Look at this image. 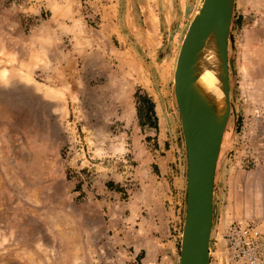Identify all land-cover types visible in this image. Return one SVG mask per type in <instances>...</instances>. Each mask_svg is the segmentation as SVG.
Listing matches in <instances>:
<instances>
[{
  "label": "rangeland",
  "instance_id": "374dc122",
  "mask_svg": "<svg viewBox=\"0 0 264 264\" xmlns=\"http://www.w3.org/2000/svg\"><path fill=\"white\" fill-rule=\"evenodd\" d=\"M202 2L0 0V264H44L31 244L46 230L98 242L107 264L141 262L144 253L123 242L134 196L142 206L161 197L166 225L177 221L181 233L187 159L174 71ZM245 11L236 0L213 256L222 263L230 226L249 222L264 264V77L245 80ZM141 95L154 103L148 116ZM153 228L162 245L165 227Z\"/></svg>",
  "mask_w": 264,
  "mask_h": 264
},
{
  "label": "water",
  "instance_id": "95a60500",
  "mask_svg": "<svg viewBox=\"0 0 264 264\" xmlns=\"http://www.w3.org/2000/svg\"><path fill=\"white\" fill-rule=\"evenodd\" d=\"M236 0H203L189 23L177 56L174 94L181 116L186 145V207L180 236L178 264H212L211 241L214 229L215 178L230 114L233 15ZM215 31L222 55V91L226 111L216 122L209 107L192 91L195 56L211 30Z\"/></svg>",
  "mask_w": 264,
  "mask_h": 264
},
{
  "label": "crops",
  "instance_id": "0c3cea01",
  "mask_svg": "<svg viewBox=\"0 0 264 264\" xmlns=\"http://www.w3.org/2000/svg\"><path fill=\"white\" fill-rule=\"evenodd\" d=\"M245 9L246 11L243 16L245 21L243 37V45L245 47L244 68L248 70L247 74H245V80H251V84L259 85L262 84L260 79L264 77V8L257 0H245ZM258 14H260L259 16L263 15V17H260L258 20L259 23L257 22L253 25L252 20L255 18L257 19ZM142 199L138 196H134L130 201L126 202L128 210L125 214L127 216L125 220L129 221L130 224L124 225V229L130 236H125L126 239L123 240V242L127 241L128 244L133 245L135 254H138V251L144 253L141 262H137V264H178L181 233L180 230L178 231L177 221L174 220L172 222V226L174 227L173 230L166 225V209L164 208L161 197H152L149 201L143 202V206L147 208L148 214V218L145 217L139 209L143 208L141 203ZM139 219L141 221L140 223L138 222ZM145 224L148 225L147 228H145ZM159 225L165 227L163 231L168 235L166 237V242L162 243V245L159 244L160 237L157 236L156 229H152L153 226ZM214 229L210 250L211 261L213 264H222L220 260H217L219 257H217L215 261L213 256L215 254L213 252ZM152 230L155 233H153ZM71 238H73V240ZM80 238L82 240H80ZM35 239L36 240L32 242L31 245L35 247L37 253L43 255L42 258L46 257L43 260L44 264H49V262H53L55 259H57V262L60 264H75V254L84 255L79 264H107V261L104 260L102 256L103 246L98 244V242L95 243V246H92V241L89 239L87 240L85 236L78 237L75 231L55 233L54 231L46 230L41 236L36 234ZM96 253L99 255L100 261L94 262V255H96ZM134 253H132V255H134ZM65 254H71V256H67L66 259ZM130 258L129 256L127 260H130ZM123 263L130 264L127 261Z\"/></svg>",
  "mask_w": 264,
  "mask_h": 264
},
{
  "label": "bare ground",
  "instance_id": "6f19581e",
  "mask_svg": "<svg viewBox=\"0 0 264 264\" xmlns=\"http://www.w3.org/2000/svg\"><path fill=\"white\" fill-rule=\"evenodd\" d=\"M222 66V55L213 29L195 56L192 91L209 107L216 122L223 119L227 107L222 91Z\"/></svg>",
  "mask_w": 264,
  "mask_h": 264
},
{
  "label": "built area",
  "instance_id": "2783aa9c",
  "mask_svg": "<svg viewBox=\"0 0 264 264\" xmlns=\"http://www.w3.org/2000/svg\"><path fill=\"white\" fill-rule=\"evenodd\" d=\"M261 236L258 227L249 222L232 224L226 234V256L222 264H262Z\"/></svg>",
  "mask_w": 264,
  "mask_h": 264
},
{
  "label": "trees",
  "instance_id": "16d2710c",
  "mask_svg": "<svg viewBox=\"0 0 264 264\" xmlns=\"http://www.w3.org/2000/svg\"><path fill=\"white\" fill-rule=\"evenodd\" d=\"M141 99H143L145 101V105L139 106V113L141 115L146 114L148 116L150 112H154V103L146 95H144V96L141 95ZM140 102H142V101H140ZM108 186H109V188H112V183L109 182Z\"/></svg>",
  "mask_w": 264,
  "mask_h": 264
}]
</instances>
